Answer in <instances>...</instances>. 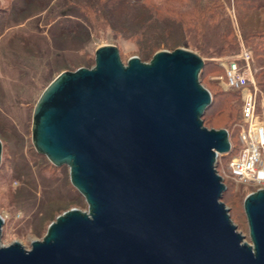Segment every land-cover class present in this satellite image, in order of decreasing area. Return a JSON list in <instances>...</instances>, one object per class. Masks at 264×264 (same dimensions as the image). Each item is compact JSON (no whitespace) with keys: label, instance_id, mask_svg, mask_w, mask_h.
Here are the masks:
<instances>
[{"label":"water","instance_id":"1","mask_svg":"<svg viewBox=\"0 0 264 264\" xmlns=\"http://www.w3.org/2000/svg\"><path fill=\"white\" fill-rule=\"evenodd\" d=\"M118 51L59 72L32 111L34 149L68 167L87 209L58 214L29 248L2 243L0 216V264H264V188L242 199L250 243L221 200L230 142L201 119L203 58L176 47L123 63Z\"/></svg>","mask_w":264,"mask_h":264},{"label":"rangeland","instance_id":"2","mask_svg":"<svg viewBox=\"0 0 264 264\" xmlns=\"http://www.w3.org/2000/svg\"><path fill=\"white\" fill-rule=\"evenodd\" d=\"M175 3L183 10L191 6L190 0ZM234 3V0H217L221 9L229 14L234 28L233 33L226 36L228 41L234 39V34L237 40L241 37ZM253 19L263 23L264 10ZM168 40L174 48L184 47L199 54L193 47L184 45L177 32H172ZM242 43L252 48L254 66L263 67L256 76V112L264 124V55H261L264 35L248 38L247 42L242 40ZM107 44L119 50L123 63L130 56L148 62L155 51L172 50L162 44L148 49L143 39L106 25L93 29L87 20V10L78 0H0V216L4 245L16 240L29 248L32 240L42 238L48 224L58 214L72 207L87 209L85 199L69 180L68 167L53 165L34 149L32 111L50 80L66 69L92 67L95 49ZM237 50L235 45L232 50L225 49L219 54ZM219 54H203L204 58H209L202 68L200 83L211 94V102L201 119L207 128H225L234 145L240 99L236 91L221 88L213 78L221 73L215 61ZM236 150L237 147L231 154ZM217 167L225 185L221 200L237 231L250 243L242 199L258 187L227 176L224 160Z\"/></svg>","mask_w":264,"mask_h":264},{"label":"trees","instance_id":"3","mask_svg":"<svg viewBox=\"0 0 264 264\" xmlns=\"http://www.w3.org/2000/svg\"><path fill=\"white\" fill-rule=\"evenodd\" d=\"M175 1L78 0V4L87 10V20L93 29L109 26L132 37L143 39L148 49L155 48L159 44L174 49L168 39L172 32H177L184 45L193 47L201 55L204 64L209 57L204 58L203 54H222V50H232L235 45L238 46L239 40L247 42L248 38L254 39L258 35H264V22L253 19L263 13L264 0H234L241 37L237 40L234 34V39L229 41L226 36L233 33L232 21L229 14L217 4V0H190L189 10L180 9L181 6ZM247 48L252 54V48L250 46ZM261 51L263 56L264 50ZM237 52L238 50L219 55L231 56ZM255 68L257 76L263 67ZM237 120L238 127L239 116ZM235 147L238 148L237 138L231 152Z\"/></svg>","mask_w":264,"mask_h":264},{"label":"built area","instance_id":"4","mask_svg":"<svg viewBox=\"0 0 264 264\" xmlns=\"http://www.w3.org/2000/svg\"><path fill=\"white\" fill-rule=\"evenodd\" d=\"M239 50L231 56L215 58L221 73L213 78L221 88L234 90L240 99V121L237 129L238 148L231 154L230 151L217 155V166L224 160L226 175L235 181L251 183L261 188L264 184V124L256 112L257 82L252 54L239 40ZM216 166L217 173L223 178Z\"/></svg>","mask_w":264,"mask_h":264},{"label":"clouds","instance_id":"5","mask_svg":"<svg viewBox=\"0 0 264 264\" xmlns=\"http://www.w3.org/2000/svg\"><path fill=\"white\" fill-rule=\"evenodd\" d=\"M16 243H19V241H15ZM6 247L9 246V245H5Z\"/></svg>","mask_w":264,"mask_h":264}]
</instances>
